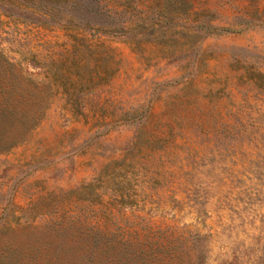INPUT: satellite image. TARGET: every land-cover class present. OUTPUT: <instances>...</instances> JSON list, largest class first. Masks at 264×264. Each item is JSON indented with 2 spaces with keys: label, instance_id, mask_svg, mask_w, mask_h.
<instances>
[{
  "label": "rangeland",
  "instance_id": "1",
  "mask_svg": "<svg viewBox=\"0 0 264 264\" xmlns=\"http://www.w3.org/2000/svg\"><path fill=\"white\" fill-rule=\"evenodd\" d=\"M221 1L261 16L131 45L97 0H0V264H264V0Z\"/></svg>",
  "mask_w": 264,
  "mask_h": 264
},
{
  "label": "trees",
  "instance_id": "2",
  "mask_svg": "<svg viewBox=\"0 0 264 264\" xmlns=\"http://www.w3.org/2000/svg\"><path fill=\"white\" fill-rule=\"evenodd\" d=\"M103 0H97L98 7H96V15H101V19H96V23L86 22L84 28L92 29L93 33L103 34L107 37H124L129 44L133 45L136 42L135 37L131 36L136 33L141 27H146L152 30L153 35L154 26L164 23L165 26L176 27V22L180 17L184 18L185 26H190V30L194 32L203 33L206 37L215 34H231L241 33L249 28L248 18H259L261 14L258 11L254 13L244 12L242 17L235 19L223 18L218 14V9L213 8L214 0H111L115 1L117 5L110 11L107 5L102 4ZM219 1V0H218ZM221 2H224L223 0ZM233 0L224 5H231ZM224 7V6H223ZM130 9V20L123 23H114L110 20L113 13L118 17L119 15L128 14L127 9ZM146 8V10L141 9ZM93 11V10H92ZM160 15V19L156 15ZM223 18V19H222ZM106 20V22L102 21ZM226 21L228 26L217 25L216 22ZM109 20V21H107ZM161 20V21H159ZM111 21V22H110ZM141 24H146L142 26ZM140 25V26H139ZM134 26H139L134 29ZM3 52H0V59H4ZM18 73V70L13 71ZM7 108L14 114V106L7 104Z\"/></svg>",
  "mask_w": 264,
  "mask_h": 264
}]
</instances>
